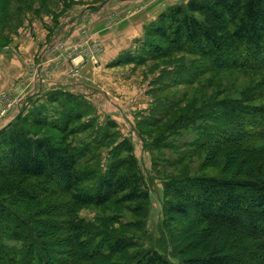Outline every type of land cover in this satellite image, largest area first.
Instances as JSON below:
<instances>
[{"label":"trees","instance_id":"trees-1","mask_svg":"<svg viewBox=\"0 0 264 264\" xmlns=\"http://www.w3.org/2000/svg\"><path fill=\"white\" fill-rule=\"evenodd\" d=\"M27 1L33 6L35 0ZM10 2L0 0L1 31L20 16L21 7L12 9ZM176 53L195 55L210 70L257 79L237 97L193 107L166 128L192 125L196 133L189 148L206 151L207 164L224 158L220 175L164 178L161 232L171 249H138L132 237L100 233L78 214L85 207L111 203L127 205L145 218L149 191L127 139L109 150L103 169L86 163L92 148L75 143L74 137L91 127L95 106L82 93L54 87L30 97L0 128V180L12 195L23 202L60 197L29 216L0 199V264H264V145H257L264 140V0L170 4L133 48L119 52L108 65H141ZM156 99L143 124L148 117L166 114ZM11 180L36 182L23 187ZM4 236L21 245H6Z\"/></svg>","mask_w":264,"mask_h":264},{"label":"rangeland","instance_id":"rangeland-1","mask_svg":"<svg viewBox=\"0 0 264 264\" xmlns=\"http://www.w3.org/2000/svg\"><path fill=\"white\" fill-rule=\"evenodd\" d=\"M184 1L178 0L177 3ZM42 2L44 7L38 0L32 3L33 6L27 0H11L9 4L12 5V9L21 7L20 16L12 17L8 23L6 22L7 25L5 23L3 30H0V47L10 44L13 35H16L29 19L44 17L47 20L48 17L51 23H58L62 15L70 14L68 11L75 3H92L96 0H42ZM83 33L84 36L86 35L84 40L65 47L68 55L75 46L81 50L79 57L75 55L78 53L77 50L72 53L76 56L75 59L83 62L77 64L76 72L73 66H70L68 74L74 78L78 77L83 65L98 64L97 56L103 52L101 42L87 34L86 29H83ZM95 49H100V52L94 55ZM92 55L96 56L95 62L90 57ZM106 66L112 68L113 73L107 76L106 81L102 80L101 88L107 89L108 93L107 95L93 93V95L90 92V95L98 99H95L94 104L87 97L95 106V117L89 121L91 127L77 134L74 142L88 143L92 153L86 159V163L103 169L110 157L109 150L120 140H129L149 191V199L146 203L147 215L145 218L141 217L142 215L138 218L131 213L127 205L116 206L111 203L104 207H85L79 210L78 214L94 223L100 233L108 231L130 236L138 243V249L154 247L167 253L171 247L167 235L161 232L164 178L179 174L220 175L224 158L219 156L212 164H207L206 151L189 148V143L196 133L192 125L185 128L176 127L173 128L174 130L166 128L171 125L175 116L190 112L193 107L221 98L237 97L242 89L257 79V76L227 69L210 70L206 67L208 66L206 61L201 62L195 55L182 53L141 65L110 67L107 63ZM155 97L157 98L155 104L157 107L161 106L166 114L154 119L148 117V124H143L144 116L149 115ZM170 100L172 102L168 105ZM108 120L114 121L117 126L113 128L107 123ZM156 141L160 144L169 143L171 146H156ZM257 145H264V140H258ZM35 182L28 180L12 183L25 187ZM5 183L7 182L0 180V199L24 216L34 215L46 203L60 199L56 197L33 202L19 201ZM2 241L8 246L21 245L8 236H4Z\"/></svg>","mask_w":264,"mask_h":264},{"label":"crops","instance_id":"crops-1","mask_svg":"<svg viewBox=\"0 0 264 264\" xmlns=\"http://www.w3.org/2000/svg\"><path fill=\"white\" fill-rule=\"evenodd\" d=\"M177 2L96 0L75 3L68 11L70 14L62 15L58 23H51L48 17L47 20L44 17L29 19L13 35L10 44L0 47V110L5 109L0 112V128L27 105L30 97L42 96L54 87L83 93L95 104L94 94L108 93L107 89L101 88L102 80L106 81L113 73L106 64L121 50L133 48L145 27L166 6ZM83 29L102 43L103 52L97 56L99 65H83L78 77L74 78L68 74L71 60L65 47L81 42L86 36ZM90 92L94 94L90 95ZM2 95L7 98H1ZM7 101H11L9 106H6Z\"/></svg>","mask_w":264,"mask_h":264},{"label":"built area","instance_id":"built-area-1","mask_svg":"<svg viewBox=\"0 0 264 264\" xmlns=\"http://www.w3.org/2000/svg\"><path fill=\"white\" fill-rule=\"evenodd\" d=\"M83 40H84V39H83ZM83 42H84V41H83ZM75 50H77V52H78V53L75 54L76 56H79V53L81 54V52H80L81 50L78 48V46H75L74 49H73L72 51H70V60H71V65H72L73 68H74V72H76V70H77V64H81V61H78V62L75 61V57H76V56L72 54L73 51H75ZM79 50H80V51H79ZM98 51L100 52V49H99V50H96V49H95V53H94V55L97 54ZM74 56H75V57H74ZM90 57H91V59H92L94 62L96 61V56H93V55H92V56H90ZM71 71H72V69H71ZM72 72H73V71H72ZM1 98H4V99H5V98H7V97H6V95H2ZM10 104H11V101H7V102H6V106H9ZM4 111H5V109H1V110H0L1 113H3Z\"/></svg>","mask_w":264,"mask_h":264}]
</instances>
